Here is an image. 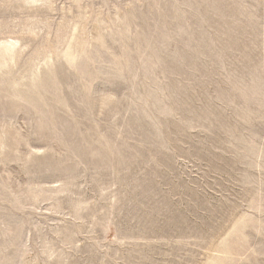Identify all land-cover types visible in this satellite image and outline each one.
Wrapping results in <instances>:
<instances>
[{
  "label": "rangeland",
  "instance_id": "obj_1",
  "mask_svg": "<svg viewBox=\"0 0 264 264\" xmlns=\"http://www.w3.org/2000/svg\"><path fill=\"white\" fill-rule=\"evenodd\" d=\"M0 264H264V0H0Z\"/></svg>",
  "mask_w": 264,
  "mask_h": 264
}]
</instances>
